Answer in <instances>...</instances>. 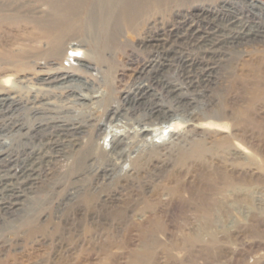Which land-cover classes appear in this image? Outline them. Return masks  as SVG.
Instances as JSON below:
<instances>
[{"label":"rangeland","instance_id":"obj_1","mask_svg":"<svg viewBox=\"0 0 264 264\" xmlns=\"http://www.w3.org/2000/svg\"><path fill=\"white\" fill-rule=\"evenodd\" d=\"M118 1L0 0V264H264V0Z\"/></svg>","mask_w":264,"mask_h":264},{"label":"bare ground","instance_id":"obj_2","mask_svg":"<svg viewBox=\"0 0 264 264\" xmlns=\"http://www.w3.org/2000/svg\"><path fill=\"white\" fill-rule=\"evenodd\" d=\"M49 1H51V2L54 1L56 3V5L59 6L58 9H57V11L59 12V14L57 13V15L55 16V18H52L50 20V22L47 24V27L44 29V32L42 33V35L45 38H47L51 43L55 44V46L58 47V51L59 50L61 51V48H62L60 46L61 43L63 44L64 39L68 35H70L72 33V30H73L74 26L76 25V18L77 17H80V12L82 11V9H84V7L87 5V3L89 2V0H49ZM115 1H117V0H115ZM118 2L120 4V12L122 13V15L125 18L129 19L131 17L132 13H134L138 9L137 6H139V8H145L147 6V3H149V4H155V2H157V0H119ZM108 4H111V3L109 2ZM114 4H116V3H114ZM135 8H137V9H135ZM21 21H22V17L20 15V13H11V11L7 7H5L4 5H0V35L6 34L7 31H8L7 28H10V27H18ZM90 21L93 22L94 20L93 21L90 20ZM95 21H97V20H95ZM91 22L88 21V24L89 23L91 24ZM93 24H91V25L94 27ZM107 29H106V31H107ZM36 36H38V35L37 34H34L33 35V37H35V38H36ZM56 47H55V49H57ZM59 47H61V48H59ZM77 47L78 46L74 47L69 52V55H71V56L77 55L76 52L80 51V49L77 48ZM60 51H59V55H60ZM57 55H58V53H57ZM78 63L79 64H83V65H87V63L80 62L79 60H78ZM57 78L58 77L55 76V79H54V81H58L57 85L58 84H61V83L64 84L66 82H69L70 83L69 86H72L73 85V86L79 88L78 90H79L80 97L82 96L83 99H86V98L89 97V95L87 93H85L84 92V89H83L84 88V84L86 83V79H84L83 77L74 76V74H71V73H66L65 76H63L61 78H58V79ZM51 79H53V78H51ZM63 84H62V87H63ZM162 110H163L162 113H167L168 112V110H166V109H162ZM157 113L160 114L161 112H157ZM151 129L152 128H148L147 127L144 130L148 131V130H151ZM172 131H174V130H172ZM112 135H114V134H112ZM94 148H95V144H94ZM0 171H3V170H0ZM2 179H5V178L2 175H0V182H1ZM11 193H13V192H11Z\"/></svg>","mask_w":264,"mask_h":264}]
</instances>
